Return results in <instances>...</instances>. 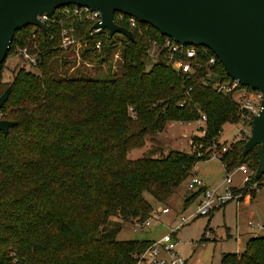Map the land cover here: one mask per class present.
Returning <instances> with one entry per match:
<instances>
[{
  "label": "trees",
  "instance_id": "trees-1",
  "mask_svg": "<svg viewBox=\"0 0 264 264\" xmlns=\"http://www.w3.org/2000/svg\"><path fill=\"white\" fill-rule=\"evenodd\" d=\"M120 24L133 40L89 36L88 23L67 22L87 41L79 58L58 47L59 27L36 29V48L29 47L39 56L35 66L20 57L5 63L34 28L14 35L0 69V93L10 87L0 119L15 122L6 134L0 131V264H135L133 255L152 240H119L122 225L142 223L153 202L164 205L195 164L209 159L212 145L225 172L245 163L254 171L251 181L263 177L256 173L259 145L243 154L247 139H238L221 151L218 137L225 123L237 119L238 106L211 84L230 79L219 60L210 76L204 65L187 76L161 55L149 57L152 42L165 38L156 29L139 22V32ZM98 40L100 50L94 47ZM4 70L10 79H2ZM200 113L206 132L192 137L193 151L165 150L156 139L167 123L192 121ZM147 138V152L129 158ZM203 191L191 192L184 204ZM218 264H264V236L251 237L240 253H224Z\"/></svg>",
  "mask_w": 264,
  "mask_h": 264
},
{
  "label": "water",
  "instance_id": "water-1",
  "mask_svg": "<svg viewBox=\"0 0 264 264\" xmlns=\"http://www.w3.org/2000/svg\"><path fill=\"white\" fill-rule=\"evenodd\" d=\"M69 4L98 10L101 21L93 28H106L110 36L133 40L132 32L113 20L121 12L179 44L206 47L231 79L261 91V110L250 122L242 153L259 145L256 173L264 172V0H0V69L18 30L32 25L44 33L37 15ZM9 90L0 93V108ZM14 124L0 119V131L6 134Z\"/></svg>",
  "mask_w": 264,
  "mask_h": 264
},
{
  "label": "built area",
  "instance_id": "built-area-1",
  "mask_svg": "<svg viewBox=\"0 0 264 264\" xmlns=\"http://www.w3.org/2000/svg\"><path fill=\"white\" fill-rule=\"evenodd\" d=\"M37 19L45 26V31L47 27H59L57 36L59 38L58 47L65 52H72L73 56L79 58V53L86 45L87 41L84 38L76 36L77 29L73 25H66L67 22L77 21L79 23H88L91 25L89 36H94L96 34H101L102 37L110 36L108 30L103 27L93 28L95 23L101 21V14L98 10L90 9L87 6H81L76 4H69L59 6L54 8L51 13H40L37 15ZM113 20L117 25L122 26L120 23H125L126 25L137 29L141 32L139 27V21L133 16L115 12L113 15ZM124 27V26H123ZM31 31V36L28 42L23 46L15 49V56L20 57L24 62L30 65H36L39 61V56L33 54L29 51V47L32 46L36 48L34 38L36 36L35 30L40 29L37 26H33ZM126 28V27H125ZM128 29V28H127ZM41 30V29H40ZM42 31V30H41ZM121 35L116 33V35ZM51 38H53L51 36ZM102 40L95 42L94 47L97 50L101 48ZM199 46L179 44L173 39L166 37L162 40L160 44L155 41L152 42L148 55L153 60H158V56L161 55L162 59L166 64L171 65L173 68L179 70L180 72L190 76L194 73L196 67L204 65L206 69V76L213 74V66L218 60L215 55H209L206 47L202 49ZM200 52V53H199ZM198 54L202 56H208L205 62L198 60L196 57ZM181 55L182 58L177 56ZM213 88L220 93L231 95L237 106V119L232 123L239 125L235 139H248L250 136V122L254 115H257L261 110V100L262 92L253 89L249 86L242 85L236 79H219L212 83ZM190 90V88L188 89ZM188 94V91L185 92ZM185 101L179 103V106H183ZM198 111H200L197 108ZM206 116L200 113V116L192 121H176L181 125H195V129H192L190 141L192 137L196 135V131L200 132L199 136L204 135L206 132L205 126ZM230 144V143H229ZM228 144V145H229ZM228 145H221V151H225ZM214 145H212V152L210 156L218 158L220 153L214 150ZM243 177V187H238L233 183V173L231 171L225 172V177L223 179L224 192L218 193L217 189L204 188L201 194V198L198 202L197 209L188 215L179 214L176 215L178 224L174 227H169V231L164 233L158 239L152 240L148 247L141 253L134 254L135 264H187L186 259L183 258L177 249V242L175 238L176 231L182 227L184 224L188 223L198 215H208L210 211L219 207L225 202L233 201L238 203L245 197L252 198V195L257 193L261 187H264V172L263 177L258 180L251 181V177L254 175V171L249 169V167L243 163L236 167ZM203 180L197 175H191L187 181V189L189 191H196L203 188ZM170 212L168 207H156L153 205L150 216L145 219L142 223L133 224L134 230H143L151 226L152 222L158 221L157 219L163 214ZM247 225L252 232L253 237L257 236L259 232L264 231V224L258 221L249 220ZM260 235V234H259ZM205 239H204V238ZM203 239L195 242V246H204L205 242L211 237L206 233L202 236Z\"/></svg>",
  "mask_w": 264,
  "mask_h": 264
},
{
  "label": "rangeland",
  "instance_id": "rangeland-1",
  "mask_svg": "<svg viewBox=\"0 0 264 264\" xmlns=\"http://www.w3.org/2000/svg\"><path fill=\"white\" fill-rule=\"evenodd\" d=\"M119 49L120 46L115 51L116 54L114 55L113 64L115 63V60L119 59ZM17 58L18 56L14 55L6 59L5 63L8 65H14ZM92 65L93 64H88L89 70L92 69ZM75 67H79L78 64L75 65ZM101 69L103 72H106L107 65L102 64ZM9 76L10 71L4 70L2 79H10ZM238 127L239 125L236 123H225L218 137L219 143L221 145H228L229 143L235 141L236 139L234 138V135L236 134ZM192 129H195V125H181L177 122H170L167 123L164 130L160 131L156 135V139L162 143L165 150L173 148L187 152L193 151L195 148L190 147L191 141L189 140ZM196 135L199 136L200 132L196 131ZM150 145V138H147L146 144L143 147L134 148L129 151V158L134 159L143 156L150 148ZM197 145L198 144L195 142V147H197ZM214 150L216 149L214 148ZM206 151H208V149ZM210 154L209 159L198 161L195 164L193 173L203 180L204 185L206 183L210 189L216 188L218 193H222L224 192L223 179L225 177V171L221 161L216 157L210 156ZM231 172L234 175L232 176L234 178L233 182L237 183L238 187L240 186L244 188L245 186H243V177L241 173L237 171L236 168ZM185 181L187 182V179ZM187 191L189 190L187 189ZM186 194V188L183 184H181L179 188L176 189L172 197L166 201L168 205L156 202H153V205L159 208L168 207L170 210L175 212V214L180 212V214L186 216L193 213L198 206V201H196V199L190 200L187 204H184L183 202L180 204L179 199L184 198ZM148 198L151 199L150 196ZM246 200H250V197L244 196V198L236 204L239 205ZM226 203L227 202L220 205V208H215L217 210L213 209L215 211L210 217L209 225H207L209 216H197L177 230L175 234L177 249L180 255L188 260V264H218L224 253L241 252L245 244V237H241L240 240L234 239L236 232L242 233V231L246 229L245 224L251 219L264 223V187L259 189L253 203L246 208L243 207L239 210L235 203ZM223 205H225V208L221 209V206ZM212 211H210L209 214ZM176 215H179V213ZM169 217L170 216L168 215H162L157 219L160 220L161 218V222L154 221L151 226L143 230H134L132 224L124 223L117 235V239H158V237H161L164 233L169 231V228L166 226V223L171 222ZM177 224L178 222L176 219L173 221L172 225L175 226ZM228 232L231 235L228 236ZM158 233L159 235H157ZM203 233L204 235L208 233L211 239H208L204 246H195V242L204 238H202ZM258 234H262V236H264V231L259 232Z\"/></svg>",
  "mask_w": 264,
  "mask_h": 264
},
{
  "label": "crops",
  "instance_id": "crops-1",
  "mask_svg": "<svg viewBox=\"0 0 264 264\" xmlns=\"http://www.w3.org/2000/svg\"><path fill=\"white\" fill-rule=\"evenodd\" d=\"M195 167V166H194ZM194 167H193V169H192V174L191 175H196V174H194L193 173V171H194ZM224 168V167H223ZM225 171V170H224ZM190 175V176H191ZM189 176V177H190ZM234 176V175H233ZM188 177V178H189ZM188 178H187V181H188ZM234 179V178H233ZM234 181V180H233ZM234 183V185H236V186H238L237 185V183H235V182H233ZM183 185H184V187L186 188V192H187V194H186V196H188V195H190V193L191 192H189V191H187V182L186 181H184L183 183H182ZM180 186V185H179ZM179 186L176 188V189H178L179 188ZM203 188H208V189H210L208 186H207V184L205 183V185L203 186ZM176 191V190H175ZM175 191H174V193H175ZM173 193V194H174ZM172 194V195H173ZM172 195H171V197H172ZM256 195H257V193L256 194H254V196H252V198L250 199V200H246L245 202H242L241 204H239V205H237L235 202H233V201H230V202H227V203H235V205H236V207H238V209L239 210H241L243 207H247V206H249L250 204H252L253 203V200L255 199V197H256ZM186 196L184 197V198H180L179 199V202H180V204H182V202L184 203V200H185V198H186ZM200 198H201V196H199L198 197V199H196V201H198L199 202V200H200ZM226 203V204H227ZM225 204V205H226ZM164 205H168L167 203H165ZM225 205H223V206H221V209H224L225 208ZM220 208V207H219ZM218 208V209H219ZM215 210H217V209H215ZM215 210H213L210 214H208V215H198V216H209V219H208V221H207V225H209V220H210V217L212 216V214L214 213V211ZM180 214V212H177L176 214ZM176 214H175V212H173L172 210H170V212L169 213H167V214H163V215H168V216H170L169 218L171 219V222H169V223H166L167 225V227L169 228V227H173L174 225H172V223H173V221H175L177 218H176ZM197 217V216H196ZM193 220V219H192ZM251 220H253V219H251ZM158 221H160L161 222V218H160V220H158ZM178 221V220H177ZM190 222V221H189ZM261 223H263V222H261ZM187 224V223H186ZM264 224V223H263ZM185 225V224H184ZM245 227H246V229L244 230V231H242V233H238V232H236V234L234 235V239H239L240 240V238L241 237H245V242L244 243H246L251 237H253V235H252V232L250 231V228L248 227V225H247V223L245 224ZM181 228V227H180ZM179 230V229H178ZM177 232V231H176ZM176 234V233H175ZM157 235H159V233L157 234ZM229 235H231L229 232H228V236ZM259 235V234H258ZM260 235H262V234H260ZM159 238V237H158ZM149 240H155V238H152V239H149ZM238 240V241H239ZM245 245V244H244ZM244 248V247H243ZM238 253H240V252H238ZM186 263L188 264V260L186 259Z\"/></svg>",
  "mask_w": 264,
  "mask_h": 264
}]
</instances>
